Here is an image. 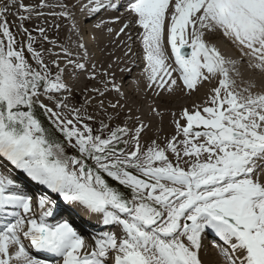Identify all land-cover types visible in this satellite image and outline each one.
<instances>
[{
	"label": "snow or ice",
	"instance_id": "1",
	"mask_svg": "<svg viewBox=\"0 0 264 264\" xmlns=\"http://www.w3.org/2000/svg\"><path fill=\"white\" fill-rule=\"evenodd\" d=\"M58 6L72 18L71 0ZM83 7L91 14L124 7L133 19L119 33L132 26L143 30L148 87L189 96L204 89L206 99L192 100L180 119L173 113L171 138L142 144L150 125L130 111L127 121L138 126H111L119 116L115 110L124 106H106L104 97L121 93V86L88 65L86 45L78 44L85 62L66 48L63 57L46 61L29 29L19 23L14 33L9 24L12 8L27 12L19 17L26 21L32 6L4 0L0 157L47 192L34 200L0 173V264H47L30 248L58 257L55 264H205L209 233L219 238L213 247L226 264H264V82L237 91L226 65L235 68L239 61L214 42L227 38L249 67L264 74V0H89ZM39 32L48 39L44 29ZM169 46L177 66L171 71ZM77 70L92 81L103 77L102 86L90 89L79 105L73 103ZM213 80L216 85L206 87ZM258 86L261 91H253ZM93 101L108 118L98 129L89 123L97 119L88 111ZM48 193L102 216L104 225L119 226L122 235L102 232L85 251V239L71 223L48 222L59 208Z\"/></svg>",
	"mask_w": 264,
	"mask_h": 264
},
{
	"label": "bare ground",
	"instance_id": "2",
	"mask_svg": "<svg viewBox=\"0 0 264 264\" xmlns=\"http://www.w3.org/2000/svg\"><path fill=\"white\" fill-rule=\"evenodd\" d=\"M3 2L4 0H0V4H3ZM24 2L30 4L34 11L29 19L20 21V15L28 16L29 14L23 12V10L20 13H16L15 8L11 9L8 20L14 33L20 31L16 25L23 23V26L28 28L32 36L36 39L34 46L38 50L43 51L46 61H51L57 55L63 57V49L66 48L72 53L74 60L79 59L80 62H85L84 49L78 48L79 43L85 44L88 65L95 64L97 71L101 74L104 72L110 73L108 79H114L116 84L121 86L122 94L116 93L115 91L106 94L104 97L106 106L119 101V104L124 107L115 110L119 111V116L116 117H127L130 111L133 117L138 116L145 124L150 125L148 131L141 138L142 144H148L151 139H156L158 143H162L165 137L171 138L176 132L173 113H175L176 119H180L182 109L184 107H190L192 100L195 99L197 103H202L206 99L204 89L198 94L194 93L189 96L180 91L169 94L163 90H158L155 86L148 87L149 81L147 72L145 71L147 61L140 36L143 30L138 26H132L126 29L125 33H119V29L123 26V23L133 19L125 11L124 7L120 8V10H124L122 15L117 11L108 9L101 10L99 14H92L90 18H85L88 9L83 7V5L88 4L89 0H71V3L75 7L72 9V18L69 19L61 15L63 9L58 6L62 2H66V0H24ZM41 4H47L48 6L38 7ZM117 16L121 17L120 21L113 23V20ZM88 23L90 34L87 41L83 36L85 33H88V31H85V25ZM109 28L113 29L111 33L108 31ZM39 29L45 30V34L48 37L47 40L41 37ZM129 35H131V39H129ZM18 38L23 39L22 36H18ZM214 42L217 43L220 50L226 56L239 61L235 65V68L232 65H226L229 68L230 77L236 81L237 91L243 92L251 82H255L257 85H261L264 82V74L257 69L249 67L247 63L248 58L244 57L242 59L238 48L227 49L224 47V43L233 46L227 38L217 36L214 38ZM129 48H131V52H129ZM167 54L170 57V61L168 60L167 63L171 64L172 68L169 69L171 71L177 66L174 62V55L171 52L170 46L168 47ZM64 63L66 61L61 62V67L64 66ZM129 66H132V73L130 76H127V72H123V70ZM236 69L239 70L240 75L236 74ZM172 76L173 78H179V71H173ZM127 78L129 81L126 83ZM219 78H222V76ZM102 79L103 77L101 76L95 81L89 80L86 73H80L77 70V73L73 74L72 77L74 91H86L89 97V90L94 87H101ZM216 83L217 80H213L212 84L206 87H212ZM158 91L159 95L157 94ZM253 91L259 92L261 91V87L258 86ZM91 95L95 96L96 94L91 93ZM93 108L97 109L101 114L103 113L96 107L95 101H93V106L89 107L88 111L91 112ZM115 111L109 107L108 115L114 116ZM157 112L161 115H157ZM180 122L183 124L185 121L181 119ZM128 123L130 127L138 126L135 120L129 121ZM0 173L5 175L2 171ZM93 220L101 221L99 224L104 225L102 223V216L100 215L94 214ZM94 221L89 220L88 222L95 223ZM77 222L72 224L73 227L77 231H86V227L79 223L80 221ZM110 232L115 233L118 237L122 235V230L119 226H114V229ZM94 247L95 243H92L89 249L86 248L84 250L91 251ZM204 260L205 264H226L224 258L219 255L218 251L206 252ZM109 263L111 264V260H109ZM51 264H55L54 260H51Z\"/></svg>",
	"mask_w": 264,
	"mask_h": 264
},
{
	"label": "rangeland",
	"instance_id": "3",
	"mask_svg": "<svg viewBox=\"0 0 264 264\" xmlns=\"http://www.w3.org/2000/svg\"><path fill=\"white\" fill-rule=\"evenodd\" d=\"M224 47L225 48H229V49H234V48H237V47H235L234 45L233 46H230L229 44H227V43H224ZM169 61H170V59H169ZM53 70H55L54 68H53ZM78 93H80V92H78ZM76 96V102L78 103L80 100H81V98L82 97H78L79 96V94H77V95H75ZM85 100V99H84ZM94 110H95V112H94ZM91 114L93 113V115L94 116H96L97 117V119L96 120H94V121H89V123L90 124H92V126L94 127V128H99L100 127V124H99V121L101 120V119H103V120H105L106 122H108V118H107V116L105 115L104 116V114L102 113H100L99 111H97V109H92L91 110V112H90ZM95 113H98V114H100V116H98V115H96ZM158 117V116H157ZM159 118V117H158ZM124 120H125V122H124ZM121 122H123V123H127V124H129L128 122L129 121H127V119H126V117H122V118H119V117H115L112 121H111V126L114 128V127H116L117 125H119V126H121V127H123V125H122V123ZM130 126V125H129Z\"/></svg>",
	"mask_w": 264,
	"mask_h": 264
}]
</instances>
